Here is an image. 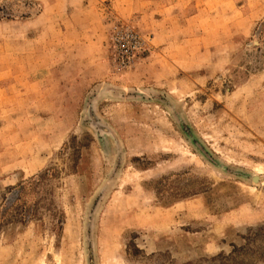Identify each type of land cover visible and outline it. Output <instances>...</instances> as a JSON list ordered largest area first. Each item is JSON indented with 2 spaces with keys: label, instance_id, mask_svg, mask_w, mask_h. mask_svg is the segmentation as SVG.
Segmentation results:
<instances>
[{
  "label": "rangeland",
  "instance_id": "374dc122",
  "mask_svg": "<svg viewBox=\"0 0 264 264\" xmlns=\"http://www.w3.org/2000/svg\"><path fill=\"white\" fill-rule=\"evenodd\" d=\"M4 220L0 264H264V0H0Z\"/></svg>",
  "mask_w": 264,
  "mask_h": 264
},
{
  "label": "built area",
  "instance_id": "2783aa9c",
  "mask_svg": "<svg viewBox=\"0 0 264 264\" xmlns=\"http://www.w3.org/2000/svg\"><path fill=\"white\" fill-rule=\"evenodd\" d=\"M109 45L113 65L119 70L133 63L134 55L144 49L146 42L131 25L118 23L111 30Z\"/></svg>",
  "mask_w": 264,
  "mask_h": 264
},
{
  "label": "trees",
  "instance_id": "16d2710c",
  "mask_svg": "<svg viewBox=\"0 0 264 264\" xmlns=\"http://www.w3.org/2000/svg\"><path fill=\"white\" fill-rule=\"evenodd\" d=\"M34 180L36 181V183H38V181H39L38 178H36V179L34 178ZM31 183H28V185H26V186L24 184H20L19 186L15 187V188H13V190H11V191H13L12 196L10 198L8 197L7 199H5L6 200V203H5L6 208L4 210V213H8V215L11 218H14L18 215L21 217V219H26L30 215H32V213L29 212V209L26 207V200H25V197L27 195H29L28 189L32 190L34 188ZM31 190H30V192H31ZM4 222H7V221L4 220V221L0 222V226ZM244 262H245V259L239 258L236 256H232L230 258H221L219 261V264H243ZM188 264H191V263H188Z\"/></svg>",
  "mask_w": 264,
  "mask_h": 264
}]
</instances>
